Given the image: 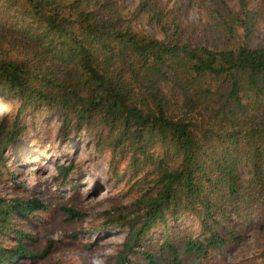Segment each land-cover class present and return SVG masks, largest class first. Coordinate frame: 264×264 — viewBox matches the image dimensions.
I'll list each match as a JSON object with an SVG mask.
<instances>
[{
  "label": "trees",
  "instance_id": "16d2710c",
  "mask_svg": "<svg viewBox=\"0 0 264 264\" xmlns=\"http://www.w3.org/2000/svg\"><path fill=\"white\" fill-rule=\"evenodd\" d=\"M211 2L202 0L210 23L195 31L138 0L160 28L156 38L135 31L116 0H0V94L21 101L0 126V158L23 135L18 122L29 108L62 114L66 134L103 127L96 151L111 150L113 177L126 159L135 181L117 264H159L145 245L158 231L162 260L184 264L172 236L185 215L202 227V237L183 241L195 262L241 243L242 222L255 226L263 215L264 33L253 0H237V11ZM6 46L25 54L1 56ZM76 170L58 167L64 180ZM41 210L37 197L0 195V264L49 258L55 242L34 252L16 221ZM61 210L68 222L85 216Z\"/></svg>",
  "mask_w": 264,
  "mask_h": 264
},
{
  "label": "rangeland",
  "instance_id": "374dc122",
  "mask_svg": "<svg viewBox=\"0 0 264 264\" xmlns=\"http://www.w3.org/2000/svg\"><path fill=\"white\" fill-rule=\"evenodd\" d=\"M116 1L124 14L132 17L135 31L162 37L160 28L148 23L138 0ZM151 1L164 9L166 14L176 17L182 25L194 27L195 31L210 23L202 0ZM227 1L230 8L238 10L237 0ZM253 2L259 14L257 33L262 34L264 0ZM5 49L6 55L1 56H14L19 52L25 54L24 49L11 50L9 46ZM20 108V99L0 94V126L4 122L14 121ZM18 124L24 127L23 135L11 148L5 149L0 158V195L7 198H39L47 210L17 216L16 221L33 238L26 240V247L40 252L50 241H54L55 248L44 261L21 260L13 264H117L118 250L128 233V229L123 228V208L136 199V193L130 191L135 183L132 179L133 168L127 166L126 159L122 160L121 177H113L111 150L104 153L96 151V136L105 133L103 127L93 131L94 134L87 131L78 133L74 128L66 134L63 115L41 107L29 108ZM61 165H75L77 170L68 180H64L58 171ZM62 207H72L85 216L68 222ZM261 212L263 215L259 221L256 217L255 226L249 227V223L242 222L241 243L225 246L221 252H212L199 262L183 254L185 238L202 237L201 223L196 217L185 215L177 222L172 240L178 246L184 264H264V209ZM244 220L247 221L246 217ZM150 237L153 240L146 241V248L155 254L159 264H168V260H162L160 251L164 241L161 232L153 233ZM165 256L168 258V255ZM138 259L144 262L142 257Z\"/></svg>",
  "mask_w": 264,
  "mask_h": 264
}]
</instances>
